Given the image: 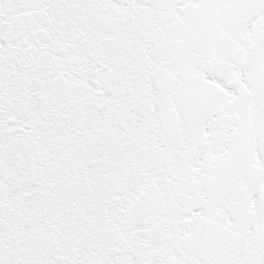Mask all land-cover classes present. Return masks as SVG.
<instances>
[{"label": "snow or ice", "instance_id": "6c2138e0", "mask_svg": "<svg viewBox=\"0 0 264 264\" xmlns=\"http://www.w3.org/2000/svg\"><path fill=\"white\" fill-rule=\"evenodd\" d=\"M0 264H264V0H0Z\"/></svg>", "mask_w": 264, "mask_h": 264}]
</instances>
